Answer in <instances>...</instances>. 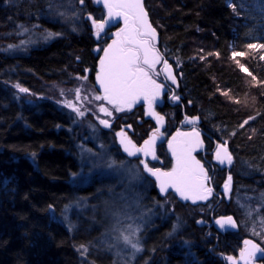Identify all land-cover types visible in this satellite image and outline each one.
Returning a JSON list of instances; mask_svg holds the SVG:
<instances>
[{"label": "trees", "instance_id": "trees-1", "mask_svg": "<svg viewBox=\"0 0 264 264\" xmlns=\"http://www.w3.org/2000/svg\"><path fill=\"white\" fill-rule=\"evenodd\" d=\"M47 1L0 0V264H117L102 242L103 216L75 207L64 215L78 198L100 202L111 188L107 179L84 187L72 180L81 161L71 114L52 100L27 101L13 86L39 94L45 84L65 83L95 65L89 20L78 34L21 46L23 29L40 22ZM145 7L159 51L180 66L184 98L206 133L232 154V165L213 177L217 188L233 178L221 213L239 217L236 200L253 197L255 217L264 220V0H145ZM187 219L172 246L164 243L166 223L152 230L145 245L153 254L139 264H223ZM244 236L241 228L216 252L237 254ZM186 242L188 249L180 245Z\"/></svg>", "mask_w": 264, "mask_h": 264}, {"label": "rangeland", "instance_id": "rangeland-1", "mask_svg": "<svg viewBox=\"0 0 264 264\" xmlns=\"http://www.w3.org/2000/svg\"><path fill=\"white\" fill-rule=\"evenodd\" d=\"M41 1L44 3L47 0ZM93 1L95 2V0ZM85 9V6H80L79 0H48L46 7L38 16V20L41 23L34 21L33 28H25L27 31L23 29L22 33L25 39L22 41L25 43L21 42V46H32L38 43L48 44L62 37L64 33L78 34L83 28L82 24L85 20H88ZM41 20L44 22L42 23ZM56 24H58L57 29L54 28L57 27L55 26ZM49 32L58 35L48 37ZM154 47L160 57V62L154 68H160L163 64V55L159 51L157 39L154 41ZM87 68L83 69L84 75L71 76L68 79L69 81L65 83L49 82L47 85L45 84L44 89L39 91L41 92L39 94H35L29 89L27 92H20L16 85L23 88L26 87L19 83L13 84V86L27 101L33 102L36 98L52 100L59 108L71 114L73 123L70 129L77 132V139L73 145V150L81 161L80 170L72 176V180L79 187L89 186L102 179L110 181L111 188L106 190L103 194L105 198L101 199L100 202H94L87 197L78 198L65 208L66 212L64 215L69 216L70 211L75 207L80 212H87L91 215L94 214V216H103L105 219V231L102 242L112 254L116 263L139 264V262L144 263L145 261L148 263L150 256L153 254V250H146L145 245L149 233L166 223L167 230L164 233V243H171L170 245L172 246L173 242H180L179 236L181 237V232L187 228V217H190L175 216L173 215V211L166 210V202L152 199L148 193L150 182L147 181L137 162L127 161L117 155L118 151L112 147L113 141L106 138L107 136L103 133V128H107L108 126L102 124L101 120H107L109 125L117 116L130 111L133 108V104L130 108L125 107L124 111H116V106L110 104L107 100L95 99L96 96L103 95H100L89 84L87 79H79L85 76ZM76 88H80L81 90V100L79 101H76L73 92L69 91ZM61 89L64 90V95H61ZM65 100L73 101L85 113L84 116H80L64 103H61ZM101 106L107 108L112 115L108 116L105 112H101ZM232 163L233 157L230 164L226 163L225 170ZM133 174L135 178H133ZM232 182L233 178L231 176V181H226L229 187L225 188L224 186L223 188V191H226L223 197L226 198L227 203L232 199ZM252 202L253 197L249 199L246 197L244 201L240 199L236 200L235 205L240 215L239 217L233 215V218L239 228H243L245 236L242 238L248 237L264 249V224L261 223L258 217H255L258 216L259 206L253 207ZM256 222L258 223L256 224ZM137 227L139 231H136L135 235L132 236V242H139L142 248L139 252H135L130 245H126L121 239L122 235H130ZM208 239L211 240L210 238ZM257 239L262 243L257 241ZM187 243L180 245L188 249L190 244ZM243 251L242 245L237 256L235 258L232 256L227 257V261L230 264H238ZM147 254L148 257H146Z\"/></svg>", "mask_w": 264, "mask_h": 264}, {"label": "flooded vegetation", "instance_id": "flooded-vegetation-1", "mask_svg": "<svg viewBox=\"0 0 264 264\" xmlns=\"http://www.w3.org/2000/svg\"><path fill=\"white\" fill-rule=\"evenodd\" d=\"M105 2L111 3L112 0H105ZM79 4L86 8V17L89 20L87 26L95 42L93 48L95 65L85 70L84 77H87L89 84L100 95H104V91L99 89L102 86L97 80L100 59L104 56L103 50L112 44L113 40L117 39L115 34L125 27L124 19L122 16L110 19L108 9L100 4V0H95V2L93 0H84L83 4ZM91 17L100 23L107 21L99 36L96 35L97 29L92 26ZM162 58V67L149 70L151 78L157 84L162 85L159 95L150 98H145L143 95L140 96L139 99L132 103L133 108L117 116L110 122V126L103 128V133L107 136L106 138L113 141L112 147L118 151L117 155L119 157L127 161L137 162L147 181L150 182L148 193L151 198L166 202V210L173 211L175 216H189L192 225L197 228L196 230L205 237L213 238L210 242L214 245L208 247L209 251L220 257L223 264H230L227 261V257L232 256L235 258L237 254L220 255L216 252L222 238H229L233 234L240 232L239 230L238 232L226 231L223 233L219 229L218 222L220 218L233 216L221 213L222 204L227 203L226 198L223 197L226 193L225 190L223 191L225 184L217 188L213 181L214 174L227 166L226 161L221 163L216 159V151L223 143L215 141L206 133L200 115L192 111V102L184 98L180 90V79L182 77L179 72L180 66L170 63L164 57ZM164 61H167V65L171 66V75L175 77V80L168 76ZM159 117H163V120H160ZM121 133L124 134L123 137H129L135 143L136 148H145V141L152 140L155 134L153 142L155 150L152 145H149L147 155L141 152L137 157H128L124 154L120 142ZM188 135H192L189 140ZM198 143L202 145L203 149L196 151V157L201 162L199 166L203 168L208 177L204 181V187L211 189V194L205 200L197 199L192 202L189 198L182 202L174 192L176 188L169 183L170 190L163 196L155 176L145 169L144 164L146 163L147 167L153 170L159 169L160 173L172 172L177 167V155H181L182 158L185 157L184 153L177 149L178 146L184 144L185 147L181 149L192 150L199 148ZM197 171L195 168L192 175L193 184L198 183L199 179H202V177L197 176ZM242 245L245 250V244L242 243ZM238 264H264V257H252L247 261H243L240 258Z\"/></svg>", "mask_w": 264, "mask_h": 264}, {"label": "snow or ice", "instance_id": "snow-or-ice-1", "mask_svg": "<svg viewBox=\"0 0 264 264\" xmlns=\"http://www.w3.org/2000/svg\"><path fill=\"white\" fill-rule=\"evenodd\" d=\"M84 0H79V3L83 4ZM108 9V16L110 19L122 16L124 19L125 27L120 29L115 35L117 39L113 40L112 44L108 45L106 49L103 50L104 56L100 59V68L97 73V80L103 88L104 95L96 96L97 100H107L110 104L116 106V111H124L125 107H131L140 96L145 98L154 97L159 95V90L162 85L157 84L149 75V70L153 69L157 63L160 62V57L154 47V41L156 37V30L152 28L151 24L148 22L147 13L144 10L142 0H112L111 3H106L105 5ZM235 9V5H232ZM63 15V14H61ZM107 21L98 23L93 20L97 32L96 35L99 36L100 31L103 30L104 24ZM27 31V29H25ZM53 35H58L56 33H48V37ZM47 38V37H46ZM22 43H25L22 41ZM14 47L12 45L9 46ZM249 48H255L257 45L250 44ZM264 48V45H260ZM236 55H244V53H234ZM165 70L168 76L175 80V77L171 75L170 66L167 65V61H164ZM244 71H248L246 68ZM251 75V73H249ZM79 79L85 80L87 77H80ZM20 92H27L28 89L20 87ZM73 92L75 100H81L80 88L69 90ZM61 95H64V90L61 89ZM178 99V98H177ZM68 108L77 112L80 116H84V112L73 101H62ZM151 106V103H150ZM101 112H105L108 116L112 113L108 111L107 108L101 106ZM163 120V117H159ZM101 123L108 125L107 120H101ZM244 123H247L245 121ZM123 137V133L120 134ZM198 135V134H197ZM155 134L153 139L150 141H145V148H135L131 145V141H125L121 139V143L124 145V150L129 153V155H135L137 152H144L145 155L148 154V146L154 142ZM131 145V147H130ZM154 157V153H153ZM155 158V157H154ZM216 159L221 163L225 161L231 163L232 157L228 152L226 145L221 144L216 151ZM197 171V176L202 177L199 182L193 184L192 175L194 169L192 168V163L186 157L177 155V167L172 170V172L160 173L159 169L153 170L144 164L145 169L155 176L160 181V188L162 191H167L169 183L176 188V191L184 199L193 200H205L208 195L211 194V189L204 187V181L208 179L203 168L199 166V162H195ZM111 167V166H110ZM133 178H135L133 174ZM231 181V177L228 178ZM229 185L226 183L225 188ZM51 208V206H50ZM251 214V213H249ZM221 228L235 227V221L232 217L222 218L218 222ZM264 224V220L261 221ZM131 227V225H129ZM139 231L137 227L133 233L130 235H122L121 239L126 245H130L135 252L142 250L139 242H132V236L135 232ZM246 245L251 244V241H246ZM83 248V246H81ZM86 251V249H85ZM257 252L264 253V249L258 248L256 245H251V248L246 249V255L248 258L255 256ZM241 259H245V253H241Z\"/></svg>", "mask_w": 264, "mask_h": 264}, {"label": "water", "instance_id": "water-1", "mask_svg": "<svg viewBox=\"0 0 264 264\" xmlns=\"http://www.w3.org/2000/svg\"><path fill=\"white\" fill-rule=\"evenodd\" d=\"M142 2H143V7H144V10L146 11V13H147V17H148V22L151 24V26H152V28H154V26L152 25V23H151V20H150V17H149V13H148V11H147V9H146V7H145V0H142ZM100 4L102 5V6H105L106 5V2H105V0H100ZM106 7V6H105ZM107 8V7H106ZM93 20H94V18L93 17H91V23H92V26H93V28L94 29H96V27H95V25L93 24ZM96 22H98V21H96ZM98 23H100V22H98ZM155 29V28H154ZM156 30V29H155ZM157 37H158V33H157V31H156V37H155V39H157ZM168 66H170V65H168ZM170 69H172L171 68V66H170ZM100 90H102L103 91V88H99ZM191 136L192 135H188V140L189 139H191ZM120 139H124L125 141H131V145H134L135 146V143L129 138V137H122V138H120ZM148 141H150V140H148ZM120 142H121V140H120ZM121 145H122V147H123V152H124V154L125 155H127L128 157H137V156H139L140 154H141V152H137L135 155H129V153L128 152H126L125 150H124V145L121 143ZM131 145H130V147H131ZM150 145H152V147L154 148V146H153V143L152 144H150ZM198 146H199V148H195V149H185V148H183V149H181L182 147H185V145L183 144L182 146H178V150H180V151H182L183 153H184V155H185V157L186 158H188L189 160H190V162L192 163V168L194 169V171H195V168H196V164H195V162H199V165L201 164V162L198 160V158L196 157V151L197 150H201V149H203V147H202V145L200 144V143H198ZM146 147V146H145ZM135 149H136V147L135 148H132V151H135ZM154 150H155V148H154ZM229 152V151H228ZM230 153V152H229ZM232 157V156H231ZM156 178V177H155ZM156 181H157V183H158V185H159V187H160V181L156 178ZM170 188V185H168V187H167V191H162L161 190V188H160V191H161V194L164 196V195H166V193L168 192V190H170L169 189ZM174 192L177 194V196H178V198L183 202V201H186L181 195H180V193L178 192V191H176V189L174 190ZM190 200L192 201V202H194L195 200H193V199H191L190 198ZM228 217H232L233 218V216H228ZM223 218H226V217H223ZM221 219L222 218H220L219 219V221H221ZM233 220L235 221V219L233 218ZM219 229H220V231L221 232H226V231H232V232H238L239 230H240V228H239V226H238V224H237V222L235 221V227H225V228H221L220 227V224H219ZM246 241H251V244H249V245H246ZM244 244H245V250H244V253H245V259H243V261H247L249 258L247 257V255H246V249H249V248H251V245H256V246H258V248H260V249H263L258 243H256L254 240H252V239H250V238H248V239H245V241H244ZM257 257H264V253H261V252H257L256 254H255V256H254V258H257Z\"/></svg>", "mask_w": 264, "mask_h": 264}, {"label": "bare ground", "instance_id": "bare-ground-1", "mask_svg": "<svg viewBox=\"0 0 264 264\" xmlns=\"http://www.w3.org/2000/svg\"><path fill=\"white\" fill-rule=\"evenodd\" d=\"M206 238H208V237H206ZM227 238H228V237H226V238H222L221 241H220V243L225 242ZM210 239L212 240L213 238H210ZM245 239H248V237H246V238H244V239L242 238L241 240L239 239L240 241H239V243H238V248L240 247V249H241V247H242V243H244ZM211 240H210V241H211ZM242 240H243V242H242ZM240 249H239V250H240ZM231 250L233 251V249H231ZM239 250H238V251H239ZM232 251H231V252H232ZM238 251H237V254H238ZM217 253H219L220 255H228V254H230V251H226V250H225V251H221V250H220V251H218ZM213 255H214L215 257H217V258L220 259V257L216 256L215 254H213Z\"/></svg>", "mask_w": 264, "mask_h": 264}]
</instances>
